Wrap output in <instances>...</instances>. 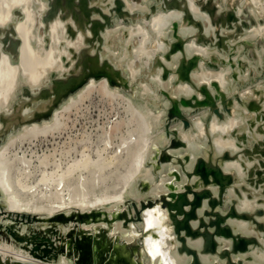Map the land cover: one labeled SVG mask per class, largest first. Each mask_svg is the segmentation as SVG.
Here are the masks:
<instances>
[{
  "label": "rangeland",
  "instance_id": "obj_1",
  "mask_svg": "<svg viewBox=\"0 0 264 264\" xmlns=\"http://www.w3.org/2000/svg\"><path fill=\"white\" fill-rule=\"evenodd\" d=\"M25 1L21 0L20 9L22 13L19 14L17 10L18 8L13 7V0H0V24L3 23V26L1 25L2 27H7L12 23L15 24L17 22V24H20L21 22L23 23L25 21L24 19L26 16L24 13L26 12V9H29L31 6L34 8L32 3L33 0ZM110 1L93 0V4L97 2L94 5L97 6V9H100V12L103 13L102 8L108 7L109 9L108 20H106L105 26L102 28V33H100L98 36L91 33L90 31L88 34V28L86 26L87 20L86 18L83 19L82 16H79V14L76 13L77 11L75 6L69 7V9L64 5H61L62 8L71 11V14L77 19L70 17L71 20L69 21V15H62L59 17H56L55 15L56 18L52 21V23H54L53 32L55 36L57 33L59 34L58 31L61 32L60 27L56 26L58 23H55V21L57 20L59 21L61 19L60 21H62L63 19L61 22L62 26L69 24V22L72 25L74 23L75 28H73L72 31H69V33L71 32V34H69V39L71 40L70 42L74 43L71 44L69 42L68 47L66 45V54L62 55V60L59 61L60 64L58 61H56V58H54V56H56L57 50H54L52 53H50V57L55 60V63L52 65L50 72L48 73L49 78H52L53 76L57 75L58 72L70 66L77 53H79V45L81 48L83 47L82 49L79 47L81 49L80 51L83 50L85 52H91L94 49L96 51L99 50V53H103V55L106 53V51H108L105 54L107 57L105 55L104 57L107 60L110 58L108 60L109 62L115 60L112 62L113 64L111 62L110 63L115 65L116 70L113 82L106 81V84H104L103 81L106 79H104L105 76L102 74L98 77L94 76V81L85 89L83 88L87 84L85 82L76 87L67 95L66 98L61 101L60 104L62 105L64 103V107L60 105L58 109V114H60V116H55L56 118H54L56 120L52 118L53 121L50 119L52 123H49L51 121L48 120L49 122L47 121L40 125L42 123L41 122L38 126H41L42 128H38L37 125L36 128L33 125L31 126V122H29L24 117V115H22V100L25 98L23 91L27 87L26 82L28 80L26 78L28 76L26 72L27 64H25L23 59L19 57V53L15 57L9 55L6 65H11V68L14 70V72L7 82L4 84L0 83V129L4 127L6 130V133L0 136V160H2L0 161V179H4V181L6 180L5 182L8 181L9 185L12 186L11 188L13 190H17H14V192H16L19 199H22V202L25 201L29 205H32L31 207H34L33 209H36L37 204H40L38 207L39 211L44 210L43 208L48 209L52 206H59V203L78 192H86L91 198L94 196L97 197L98 195L99 197H103L104 195L103 200L107 202L105 203L102 201L100 204L102 206H98V209H101L100 213L110 216L115 213V210L118 209L120 215L122 216L121 221L119 222L123 223L122 225L129 228L128 230L130 231L133 230L134 232V229L137 230H135V233L129 232L131 236L134 235V248L136 247L140 257V261L138 260L135 264H169V262L170 264H172V262L173 264H177V260L174 259L176 258L175 253L171 249L165 245L160 246V249H157L158 247L153 243V239L150 241L147 232L148 229L150 230L152 227L150 222V218L152 217L149 214H143L142 216V210H140L138 204H140L141 201L147 203L149 200L153 201L160 198L162 194L161 192H163L165 187V181L172 179V172L168 169V166L170 167L174 163L172 161L174 155L170 153V155L167 157L166 153L170 151L166 150L171 147L172 142L176 137L182 138L181 133L183 132L182 135H184V133L187 134L188 139L186 140L191 142L190 144H192V146L197 144V148L200 147L208 149L211 151L212 155L215 153L217 156L216 152H220L221 149L222 152L227 150L225 152L228 153L229 151L234 150V153H231L232 151L230 152L232 157H228L227 155L224 156L225 158L223 157L225 162L234 159L235 165L232 164L226 166V168L230 171L229 173L232 171L233 173H228L225 177V180L223 181L221 194L215 204L217 208L216 214L212 219L211 233L215 234L217 231H219L218 233L224 236L220 235L216 238L213 237L212 240L215 243L226 241L228 244H230L223 249H227L229 252H231L230 254L237 261L235 264H264V229L260 230L256 228L255 225H253L258 221V213H263L264 211V186L261 185L264 184V160H261L262 157L264 159V0H203L206 1L211 8L207 12L203 11L207 14L211 25H208V29H206L207 32L209 30V33L205 31L207 33L205 34L207 35V40L204 42L201 40L196 41L197 48L200 51L203 48L205 51H201V55V52L196 50L199 53L197 52L198 63L197 67L195 68V72L197 71L196 73L199 75L202 72L200 76V78H202L198 79L202 81L204 78L203 81H205L207 90L212 93V95L214 94L213 97L216 101L213 104L214 106L202 104L192 109H184L183 107L181 108L180 113L183 115V117H185L188 121L191 118L192 120L194 119L192 125L193 127H182L180 122L182 118L178 117L177 115L168 116V112L175 101L179 102V104L181 103L180 99L182 97L187 98L186 96L190 95L187 99L194 98V92H197L199 89V80L197 81V84L196 81H192L194 94H190V91L185 89L182 90L181 88V90L179 89L178 92H182V94L178 93L177 95L175 94V91H171L172 97L164 94V89L166 87H161L163 82L159 81H164L165 79L162 69L167 67V62V65L169 64L170 58L172 56V53L169 50L171 47V37H175V35L171 36L170 33L167 34L169 28L171 32L174 30L171 25L175 23V20H173L172 15L165 13L168 9H164V0H122V3L118 8L111 10L110 6H108ZM160 1H162V3ZM199 1L201 2L202 0H195V2L192 0V6H197L198 4L196 3ZM185 2L189 3L191 1L185 0ZM35 11L36 8L33 9V17H35V14L37 15V12L35 13ZM162 12L165 13V16H162ZM91 13H96V11L92 8ZM165 17L167 19H165ZM36 18L37 16L30 19V21L26 20L27 22L25 21V23L28 33L30 34L29 37L35 41L33 42L29 38L30 46L34 51L33 60L38 62V66H40L44 64L42 62H45L49 54L48 51H50L51 44H45V41V45L41 43L40 36L38 33L36 34ZM163 20H166V22L169 21L167 22V25ZM65 21H67V23H65ZM161 21H163L162 24H160ZM247 21H249V23ZM162 25L169 27H166L167 29H165L162 27ZM161 27L163 28L162 30ZM31 28L33 31L30 30ZM114 28H116V30ZM106 29H112L114 31L111 30L112 33H109ZM65 30L66 27L64 26V31ZM104 31H107V33H104ZM162 31H164V33H166L168 36L167 38L170 39L167 40L166 38L165 40L164 35L162 34L163 36H161ZM250 31H253L252 36H249L252 33H250ZM192 34L191 36L190 34H184L182 39L187 43L192 42L194 40L193 38L195 37L194 32H192ZM77 35H79L81 39ZM107 35H110V38H108ZM115 35L116 39L119 37V41L118 39H114ZM117 35H121V38ZM1 37L2 34L0 32V42ZM160 38L162 40V45ZM216 40L222 41L224 45H219ZM111 41H114L115 45ZM76 42L80 44L77 45L78 43ZM163 42L165 43L164 46ZM103 43H106V45H103ZM37 44L40 48L37 47ZM70 44L72 47H70ZM241 44L243 46H241ZM34 45H36V48ZM106 46H108L109 49ZM198 46H200L201 49ZM166 47L168 49H166ZM75 49H78L77 52ZM177 49H180L179 45ZM222 56H224L225 59ZM161 58L167 62L163 63ZM227 58L228 61L226 60ZM56 64L59 67H56ZM61 64L63 68L60 66ZM53 66L56 67L54 70ZM160 67L163 68L160 69ZM60 68L62 69L60 70ZM228 68H230V71ZM234 68L236 69L234 70ZM55 69L59 70L57 71ZM121 69L123 70V73L121 72ZM237 69H239V72ZM160 70L162 74L159 73ZM127 72L128 75H125ZM206 73L207 76L205 75V77L204 74ZM158 74L160 75L158 76ZM210 75L213 76L211 77L213 78L212 80L210 77H208ZM157 78H159V80ZM208 81H210V84L206 83ZM175 83L176 81L174 78L169 80L170 86H174ZM108 85L112 89L107 87ZM81 88L84 90L83 93H81V91L79 94H76L79 90H82ZM211 88L214 89L215 93ZM107 91L109 92L107 93ZM183 93H185L186 96L183 95ZM113 94L116 95L114 96ZM73 95L74 100L72 98ZM75 97L77 98L76 101ZM67 100L69 101V104L66 105L65 102H67ZM166 100H168V104L166 103ZM4 107L7 109H2ZM215 107L218 108L214 110ZM4 112L6 114H4ZM196 119H200L201 122L199 120V122H197ZM194 122H196V124ZM47 123L48 125H46ZM213 124L215 126H213ZM23 128L24 130H21ZM202 129H205L206 132L203 133L204 130L202 131ZM20 130L23 131L22 134L19 132ZM239 132L242 134H239ZM215 133L219 135V140L221 139L220 141H223L222 143H225L226 145L224 144V146H222V144L220 147H218L215 144V140L218 139L215 138L216 136L218 137V135ZM235 133L238 134L235 135ZM10 134H12V136ZM201 134H203L205 139H203ZM9 136L12 137V141ZM183 137L186 138L185 135ZM190 137L192 138V141ZM211 138H213L214 142ZM234 138L235 140L233 141ZM6 141L7 143H5ZM200 141L204 143H201ZM241 143H243L242 145H244V147L241 145ZM6 144L8 146H5ZM204 144L207 146L205 147ZM227 144H229V146H227ZM3 145L4 149H1ZM181 145L182 144L179 141L177 143V146H179L178 148H180ZM230 148L231 150H229ZM239 148L240 150L238 151ZM3 150H5V152ZM215 150L217 151L215 152ZM247 159L251 162H248ZM255 160H257L259 163ZM236 162L240 163L237 164ZM247 162L250 163V165H252L251 163L254 164L252 166H247ZM239 166L240 168H238ZM163 167L167 168L164 169ZM260 168H262V171ZM160 170H162L161 173L164 171L163 177H161L162 174L159 172ZM165 170H169L171 173H169V171L165 172ZM132 172L136 173L133 175ZM242 173L243 175L245 174V176H243ZM20 174H22L21 179L23 180H20ZM146 174L148 176H146ZM249 175H251V178H253L250 183H248L249 177H247ZM255 175H257V177ZM17 178L20 180L19 184V180H17ZM242 178L243 181L241 180ZM146 180L149 181V184L147 183L148 181L145 182ZM240 180L242 181V186L240 184ZM244 183H248L251 189L253 188L255 190L256 188L257 190L255 191H258V189H261L262 191L260 190L259 193L257 192V196V193L255 194L253 189H244L247 191L246 193H248L244 194V198L241 196V194H237V188L239 186L243 188L246 186ZM160 184H163L164 187ZM140 186L141 188H139ZM122 187L124 189H122ZM155 187L160 190V194L157 193L158 190L157 188L155 189ZM261 187H263V189ZM118 190L122 191L120 195L118 194V192H120ZM113 192L114 194L112 195ZM154 193L157 195H154ZM116 194H118V196ZM152 194L155 197L152 196ZM254 194L255 196H253ZM234 195H236V197H234ZM31 197L34 198L30 200ZM254 197L256 199H253ZM27 199H29V201ZM245 199H249V202L247 201L246 203H249L250 206L244 202ZM254 200L255 203L253 204L252 201ZM34 201L35 204H33ZM259 203H262V205L260 204L261 207ZM239 204L242 205L243 209L236 207ZM256 204L259 206H255ZM113 206H115V208H113ZM135 206L136 208L134 209ZM231 211L237 213L235 218L238 221H240V219L245 220L247 229H249V223L253 226L250 228L252 229L250 230V233H256L255 235L253 234V239L246 241L245 246L241 248H234L235 243L240 242V237H233L230 239V236L226 235L227 232L225 231V225H227V229L231 230V228L234 229L233 225L237 223L234 222L233 216L230 215ZM36 214L34 213V215ZM139 214L140 218H138ZM123 215H126V217L123 218ZM145 216L147 217L145 218ZM146 221H148V223ZM140 222L143 229H141L142 227L139 225ZM1 223L3 222L0 221V225ZM143 223L147 225V228L144 227ZM119 226H121V224ZM153 226L154 227H152V229L155 228V225ZM156 227L159 229L162 228L161 225ZM145 230L147 231L145 232ZM143 231L145 232L144 234ZM221 231H223V233H221ZM71 232H73V230H71ZM138 233L140 236H138ZM135 234L137 235V238L135 237ZM157 234L159 236L158 238L155 237L156 239L160 240L162 235L161 239H164L163 241H167L166 232L163 231V228L161 229V233L158 232ZM122 235L123 234L121 233L120 237L122 239L119 238V241H123L125 239ZM183 236L187 237L188 235L184 233ZM258 236L259 238L257 239ZM143 238L146 239L144 244L142 240ZM231 241H233V245H231ZM149 244L152 246L155 245V248H152ZM179 244L181 243L179 242ZM144 245L147 246L146 248L148 250L152 248L149 250L152 252L149 253L151 255L150 257L146 254V252L148 253L149 251L144 247ZM30 246L31 245L27 244V242H22L12 236V234L9 232V229L0 226V264H26V262H19V259L23 258V260L28 261L32 258H30V254L33 255L34 253ZM222 247L223 246L220 245L219 248L215 247L212 252L205 253L207 258L206 264H234L229 258L217 254V252L222 249ZM157 251H160V253L156 255L154 252ZM166 252H168L169 255L165 256ZM161 253L163 257L160 255ZM49 254L51 255L50 258H38L34 255L33 256L43 260L44 263L47 262L46 264H62L59 261V256L61 253L59 254L56 251H53ZM134 255L136 256V253H134ZM152 255L155 258H152ZM155 255L159 256L156 257ZM145 256L146 258H144ZM160 257L163 259L166 258L167 260L165 259L163 261V259H160ZM208 257L210 261L208 260ZM50 259H54V261H50V263H48ZM95 263L98 264L97 262H93L91 260V262H86L84 264Z\"/></svg>",
  "mask_w": 264,
  "mask_h": 264
},
{
  "label": "bare ground",
  "instance_id": "obj_2",
  "mask_svg": "<svg viewBox=\"0 0 264 264\" xmlns=\"http://www.w3.org/2000/svg\"><path fill=\"white\" fill-rule=\"evenodd\" d=\"M23 1H25V0H23ZM107 1H110V0H107ZM189 1H191V2L186 3L185 0H164V3H163L164 9H168L165 13L172 15L173 20H175V23L173 25H171L174 28V30L171 32V30L169 28V30L167 31V34L170 33L171 36L175 35V37L174 38L171 37V42H170L171 47L169 48V50L172 53V56L170 58L168 65H167L168 62L164 61V59H162L163 57L161 56L163 63L167 62L166 63L167 67L162 69L163 70L162 72L164 74L165 79H164V81L159 80V78H157V79L160 82L161 81L163 82L164 86L161 85V87H163V88L166 87L164 89V94L169 96V97L170 96L172 97L171 91H175V94L178 95V93H180V92H178V90L179 89L181 90V88H182V90L185 89L187 91H190V94L193 93L192 81H196V84H197V81L199 80V87H198L199 89L197 92H194L195 94L193 93L194 94L193 99H187V98H189L190 95L186 96L185 93H183V95H185L187 98L182 97L180 99L181 100L180 104H179V102L175 101L173 103L172 107L169 109V112H168L169 115L168 116H172L174 114L176 115L181 110L182 107L184 109H192V108H194L198 105H202V104H207L208 106H211V105L214 106L213 104L216 101L215 98L213 97L214 94L212 95V93H210L207 90V88L205 86V81H203L204 78L202 79V81L200 80L202 78V77L200 78L202 72L200 75L196 73L197 71L195 72V68L197 67V63H198V55H197L198 51H196V50H199L196 46V41L201 40L204 42L207 40V38H206L207 35H205V34L209 33V30L207 32L206 29H208L207 27H208V25H211V23H210V20H209L207 14L204 12L205 11L207 12L211 8L209 7L208 3L206 2L207 0L206 1L202 0L201 2L200 1L197 2L196 3V4H198L197 6H195V5L192 6L193 5L192 0H189ZM193 1L195 2V0H193ZM215 1H217V0H215ZM160 2L162 3V1H160ZM12 3H13V7L18 8L17 9L18 13L21 14L22 13V11L20 9L21 8V0H13ZM32 3H33L34 8H36L35 13L37 12V15L35 14V17L37 16V18H36L37 23L35 22V25L37 26V30H36L37 32L36 31L35 32H36V34L38 33V35L40 36V40H41L42 44H44V41H45V44H47V43L51 44V46L49 45L51 47L50 51H48L49 54H48L45 62H42V63H44L43 65L38 66V62L33 60L34 51L30 46V42H29V38H30L29 35L30 34L28 33V30L26 28V23H25L26 20L30 21V19L35 18V17H33L34 14L32 15L34 8L31 6L29 9L28 8L26 9V12H25L26 14L24 13L26 18L24 19L25 21L23 23L22 22L20 24H17L18 22L15 24L12 23L10 26L8 25L7 27H2L3 23L0 24V32L2 34L1 42H0V52H1V54H0V70H1L0 83L4 84L5 82H7L11 78V76L13 75V72H14V70L11 68V65H8V64L6 65V61L9 59V55L14 56V55H17L19 53L20 54L19 57H21L23 59L24 63L27 64L26 72L28 74V76L26 77L28 79L26 82L27 87L23 91V95L25 98L22 100V113H23L22 115H24V117L29 122H31L30 123L31 126L33 125L36 127V125H37V127L40 128L41 126L40 127L38 126L39 123L42 122L40 124V125H42L43 123L54 118L55 116L56 117H57V115L60 116V114H58V109L61 105L60 104L61 100L66 98L67 95L70 92H72L76 87H78L81 83H83V82L87 83L83 87L85 89L86 87H88V85H90L94 81V79H93L94 76L98 77V76H101L102 74H104V76H105L104 79H106L103 81L104 84H106V81L107 82L108 81L113 82V80L115 78L116 70H115V65H112L113 64L112 62H114L115 60L110 61L112 63L111 64L108 61L110 58L107 60L104 57V55L108 51H106V53L104 55H103V53L100 54L99 50L96 51L93 48H92L93 50L91 52H85L83 50L80 51L83 47L81 48L79 45L80 43L76 42V43H78L77 45H79V47L81 49L77 46L79 49V50L77 49L79 51V53H77L76 57L71 62L70 66L68 68H65L64 70H61L63 68V66L61 64L60 65V66H62V68H60L61 71L58 72L57 75L53 76L52 78H49L48 73L50 72L52 65L55 63L54 62L55 60H53V58L50 57V53H52V51H54V50H57L56 56H54V58H56V61H58V63L60 64L59 61L62 60L61 59L62 55L66 54V45L68 47L69 42L71 41L69 39V34H71V32L69 33V31H72V29L75 28L74 23H73V25H74V27H73V25L69 22V24L64 25L66 27V30L64 31V26H62V23H61L63 21V19H62V21H60L61 19L59 21L57 20V21H55V23H58V24L57 25L55 24V25L60 27L61 32L58 31L59 34L56 32L57 35L55 36V34L53 32V30H54L53 24L54 23H52V21L56 17L62 16V15L63 16L69 15V19H68L69 21L71 20V18H76L75 16H73L71 14V11H69L68 9L62 8L61 5H64L65 7H68V8L75 6L76 11H77L76 13H78L79 16H82L83 19L86 18V20H87L86 26L88 28L87 29L88 34L90 31L91 33L96 34L97 36L100 33H102V28L105 26L106 20H108L109 9H108V7L102 8L103 13L100 12V9H97L96 8L97 6L94 5L97 2L93 4V0L92 1H90V0H33ZM121 3H122V0H111L110 4L108 6H110V10H111V9L118 8L121 5ZM213 3H215V2H213ZM25 4H26V1H25ZM105 5H106V3H105ZM23 7H24V5H23ZM92 8L96 11V13H93V14L91 13ZM124 11H125V9H124ZM162 13H163L162 16H165L164 15L165 13L164 12H162ZM55 15H56V17H55ZM166 17H165V19H167ZM169 18H170V16H169ZM169 18H168V20H169ZM163 19H164V17H163ZM171 19H172V17H171ZM163 21H164V23L166 22V20H163ZM163 21H161L160 24H162ZM240 21H239V23H240ZM159 22H160V20H159ZM167 22H169V21H167ZM167 22H166V25H167ZM247 22L249 23V21H247ZM0 23H1V21H0ZM65 23H67V21H65ZM29 25H30V23H29ZM166 25H162V27L167 29L166 27H169V26H166ZM162 27H161V30L163 29ZM114 29L116 30V28H114ZM30 30H32V28ZM111 30L112 29H109L107 31L110 33ZM107 31L106 32L104 31V33H107ZM112 31H114V30H112ZM117 31H119V30H117ZM226 31H228V30H226ZM231 31H233V30H231ZM192 32H194V35H195V37L193 38L194 40L192 42H189V43L185 42L182 39L183 38L182 36L184 34H187V35L190 34V36H191ZM250 33H251V35H249V36H252L253 31H250ZM31 34H34V33H31ZM162 34L164 35V38L166 40V38L168 36L166 35V33H164V31H162L161 36H163ZM222 35H223V32H222ZM77 36L79 37V35H77ZM109 36L110 35H107L108 38H110ZM117 36H120V38H121V35H117ZM221 37H223V36H221ZM34 38H35V36H34ZM161 38H160V40H161ZM114 39H116V35H115ZM117 39L119 41V37ZM168 39H170V38H167V40ZM34 40H36V39H34ZM83 40H84V38H83ZM106 40H108V39H106ZM220 40H216L217 43L221 46L224 45L223 42ZM78 41H79V39H78ZM33 42H35V41H33ZM111 42L114 43V41H111ZM160 42L162 45V40ZM70 43L72 44L74 42H70ZM71 44H70V47H72ZM117 44H118V42H117ZM164 44L165 43L163 42V46H164ZM73 45H75V44H73ZM103 45H106V43L105 44L103 43ZM103 45H101V46H103ZM114 45H115V43H114ZM178 45L180 46L179 50L177 49ZM35 46L36 45H34V47ZM241 46H243V45L241 44ZM37 47H38V44H37ZM106 47L108 48V46H106ZM198 47L201 49L200 46H198ZM38 48H40V47H38ZM87 48H88V46H87ZM166 49H168V48L166 47ZM77 50H76V52H77ZM104 50H106V49H104ZM4 51H5V53H4ZM163 51H164V49H163ZM201 51L204 52L205 50H203V48H202ZM202 52H201V55H202ZM53 54H54V52H53ZM70 55H72V54H70ZM107 55H109V54H107ZM67 56H68V53H67ZM222 57L224 58V56H222ZM21 58H19V59H21ZM111 58H112V56H111ZM226 60L228 61V58ZM57 66L58 65L56 64V67ZM116 66H117V64H116ZM56 67L53 66V70ZM161 68H163V67H160V69ZM228 69L230 71V68H228ZM235 69L236 68H234V70ZM55 70H57V69H55ZM201 70H202V68H201ZM237 70L239 72V69H237ZM121 72L123 73V70ZM159 73L162 74L161 70ZM203 73H205V72H203ZM160 74H158V76ZM125 75H128V72ZM205 75L207 76V73L204 74V76ZM122 76H123V74H122ZM208 77L211 78L213 76L210 75ZM171 78H174L176 81L174 86L169 85V80ZM198 78H200V79H198ZM210 78H209V80H210ZM206 79H208V78H206ZM212 79L213 78H211V80ZM209 82L210 81H208L206 83H209ZM157 83L160 84L159 82H157ZM93 85H95V84H93ZM107 87H109V85ZM109 88L112 89L111 87H109ZM4 90H6V89H4ZM212 90L214 91V89H212ZM83 91H84L83 89L79 90L76 94H79L80 92L83 93ZM187 91H186V93H187ZM108 92L109 91H107V93ZM116 93H117V91H116ZM214 93H215V91H214ZM180 94H182V92ZM76 97H78V96H76ZM76 97H75V101L77 99ZM72 98L74 100V95ZM3 99H4V97H3ZM68 100H69V98H68ZM68 100H67V102H65L66 105L69 104L68 102L70 100L69 101ZM167 101L168 100H166V103H167ZM0 103H1V101H0ZM63 104L61 106L64 107ZM216 108H218V107H215L214 110H216ZM2 109H7V108L4 107ZM66 109H67V107H66ZM62 110H64V109H62ZM0 111H1V109H0ZM5 112H4V114H6ZM217 113H219V112H217ZM23 120H25V119H23ZM183 120H184V118H182L180 120L182 127H183ZM198 120L200 121V119H198ZM198 120H197V122H199ZM52 121H53V119H52ZM52 121L51 122L48 121V122L52 123ZM193 121H194V119L192 120V118L189 120V127H191L193 125ZM25 122H27V121H25ZM53 123H55V122H53ZM194 123L196 124V122H194ZM232 123H234V122H232ZM240 123H241V121H240ZM46 125H48V123ZM26 126L28 127L27 124H26ZM213 126H215V125L213 124ZM256 127H257V125H256ZM232 129H233V127H232ZM21 130H24V128ZM21 130L19 132H21V134H22L23 131H21ZM200 130H201V128H200ZM210 130H211V128H210ZM202 131H203V133L206 132L205 129H202ZM4 133H6V130L4 127H2V129H0V136L3 135ZM242 133H243V131H242ZM242 133L239 132V134H242ZM182 134H183V132L181 133L182 138L176 137L175 140H173L171 147L166 150V151H168V150L170 151V152L166 153L167 157H168V155H170V153L174 155V156L172 155L173 156L172 161L174 163L170 167L168 166V169L172 172V177L171 176H169V177H171L172 179H168L170 181L166 180L167 182L164 180L165 181V187L162 184L164 187V190H163V192H161L162 194H161L160 198H158V201H157L155 207L154 208H145V210L142 211V216H143V214H147V215L149 214L152 217V218H150V222L152 224V227H154L153 225H155L154 229H152V227L150 230L148 229L147 234L150 238V241L153 239L152 241L158 247L157 249H160V246H163V245H165L166 247L171 249L175 253L176 258H174V259L177 260L176 261L177 264H206L207 258H206L205 253L212 252L215 247L219 248L220 245L223 247H222V249H220L217 252V254H219L220 256H224L226 258H229L232 261V263L235 264V262L237 263V261L230 254L231 252H229L227 249H223L224 247H227L230 244H228L226 241H222L221 243H217V242L215 243L212 240L213 237L216 238L222 234H219L218 233L219 231H217L215 234L211 233L212 219L214 218V216L216 214V209H217L215 204H216L217 199L219 198V196L221 194V189H222L221 187L223 185V181L225 180L226 175L230 172L229 169L226 168V166L232 165L235 163L234 159H232L228 162L227 161L225 162L223 160V157L226 155L228 157H232L231 153H234V150L232 151L230 148L229 150H231L232 152L229 151V153L225 152V151H227L225 149H224L225 150L224 152H222V149L220 152L215 150V152L217 151L216 152L217 156L215 155V153H214V155H215L214 156L211 154V151H209L208 149L200 148V147L197 148V146H198L197 144L192 146V144H190L191 142H188L186 140V139H188L187 134L184 133L185 137L187 136L186 138H184L183 137L184 135H182ZM199 134H200V131H199ZM215 134H217V133H215ZM236 134H238V133H235V135ZM10 135L12 136V134H10ZM201 135L203 136V134H201ZM11 136H9V137L12 141ZM17 136H19V135H17ZM220 136H221V133H220ZM183 138L187 141V143ZM215 138H218L215 140L216 141L215 144L218 147H220L223 144L222 143L223 141L221 142L220 141L221 139L219 140V135H218V137L216 136ZM190 139L192 141L191 137H190ZM203 139H205L204 136H203ZM211 139L213 140V138H211ZM206 140H207V137H206ZM234 140H235V138L233 139V141ZM179 141L182 144L180 148H178L179 146H177V143ZM204 142H201V143H204ZM213 142H214V140H213ZM227 142H228V140H227ZM5 143H7V141ZM238 143H240V142H238ZM224 144L222 146H224ZM242 144L243 143H241V145ZM5 146H8V145L6 144ZM204 146H205V144H204ZM227 146H229V144H227ZM230 146H232V145H230ZM242 146L244 147V145H242ZM252 146H253V144H252ZM250 148H252V147H250ZM1 149H4V145ZM5 150H3V151L5 152ZM239 150H240V148L238 149V151ZM241 155H242V153H241ZM239 156H240V154H239ZM245 159H246V157H245ZM157 160H158V158H157ZM257 160H255V161H257ZM261 160L262 161L264 160L263 157L261 158ZM0 161H2V160H0ZM4 161H5V159H4ZM247 161H248V159H247ZM112 162H115V161H112ZM152 162H155V161H152ZM248 162H251V161H248ZM238 163H240V162H238ZM247 163H246V165H247ZM251 164L253 165L254 163H251ZM166 165H167V163H166ZM252 165H250V163H248L247 166H252ZM163 168L166 169L167 167H163ZM238 168H240V166ZM236 169H237V167H236ZM249 169H250V167H249ZM260 169L262 171V168H260ZM149 170H150V168H149ZM162 170H160L159 172L161 173ZM231 170H232V167H231ZM254 170H256V169H254ZM166 171L167 170H165V172ZM170 171H169V173H171ZM163 172L161 173L162 174L161 177H163V175H164ZM135 173H133V175ZM231 173H233V171ZM231 173H229V174H231ZM242 175H243V173H242ZM251 175H252V173H251ZM251 175L247 176V177H249L248 183H250L253 180V178H251ZM20 176H19L20 180H23V179H21L22 174H20ZM146 176H148V175L146 174ZM234 176H232V177H234ZM243 176H245V174ZM255 176L257 177V175H255ZM166 177H168V176H166ZM19 178H17V180H19ZM236 178H237V176H236ZM160 179H162V178H160ZM20 180L18 181V184H19ZM148 180H146L145 182H147ZM241 180L243 181V178ZM5 181H4V179H0V195H1L0 196V221L3 222L1 224L4 226H6L7 224H10V225L13 224L15 233L20 234V235H25V238L27 240H29V242H31L29 244V245H31L30 247H32L33 244L34 245L42 244V247L46 248V250H47L48 245L44 244L43 242L47 241V240H53L54 246L49 251H56L59 254L61 253L59 256V261L62 264H70V263L71 264H84L86 262L87 263L91 262V260L93 262H97V263L101 262L102 264H104V263L114 264V262H117L118 264H135L139 260V258H140L139 252H137L136 247L134 248V237H133L134 235L132 234L133 236H131V234L129 233V232L135 233L136 229H134V232H133V230L130 231V230H128L129 228L122 225L123 223L119 222V221H121L122 216L119 215L120 212L118 211V209L115 210V213L110 215V216L100 213L101 209H98V208L102 206V205H100L102 203V201L105 202L103 200L104 195H103V197H99V195L96 193L98 196L97 197L94 196L93 198H91L87 195L86 192H78L73 196H69V197L67 196L68 198L65 199L64 201H62L61 203H59L60 204L59 206H52L48 209L43 208L44 210L41 209L42 211H39L38 207L40 206V204H37L38 202L36 203L37 208L33 209L34 207L32 208L31 207L32 205H29L25 201L22 202L21 201L22 199L20 200L19 197L17 196L16 192H14L15 189L13 190L11 188L12 186L9 185L8 181L7 182H5ZM242 181L240 183L241 186H242ZM94 182H96V181H94ZM151 182H153V181H151ZM159 182H160V180H159ZM245 182H247V181H245ZM147 183L149 184V181ZM248 183H246V184L244 183L246 185V186H244V188L239 186L237 188V194H241V196H243L245 198L244 194H248V193H246L247 191H245L244 189H248V188H249V190L253 189V188L251 189L249 187L250 185ZM254 183H255V181H254ZM261 185L264 186V184H261ZM51 186H52V184H51ZM118 187H119V185H118ZM254 187H255V185H254ZM139 188H141V186ZM156 188L157 187H155V189ZM158 188H159V185H158ZM158 188H157V190H158ZM261 188L263 189V187H261ZM122 189H124V188L122 187ZM255 190H257V189L255 188ZM255 190L253 189V191H255ZM260 190L261 189H258V191H255V194L257 192L259 193ZM15 191H17V190H15ZM118 191H120V190H118ZM159 191L160 190H158L157 193H159ZM253 191H251V192L254 193ZM48 192H49V190H48ZM121 193H122V191L118 192L119 195ZM258 193H257V196H258ZM113 194H114V192L112 193V195ZM118 194H116V195L118 196ZM255 194L253 196H255ZM154 195H157V194L154 193ZM154 195L152 194V196H154ZM249 195H250V193H249ZM100 196H102V195H100ZM105 197H106V195H105ZM234 197H236V195H234ZM32 198H34V197H31L30 200ZM261 198H257V199H261ZM23 199H25V198H23ZM41 199H42V195H41ZM246 199H247V197H246ZM253 199H256V198L254 197ZM27 200L29 201V199H27ZM167 200H168L170 209L167 207L166 204L162 205V201H167ZM245 200H244L245 203L247 201L249 202V199L246 201ZM239 201H240V199H239ZM252 202L254 204L255 200ZM262 203H259V205L260 204L262 205ZM33 204H35V201ZM54 204H55V202H54ZM116 204H118V203H116ZM47 205H49V204H47ZM247 205L250 206L249 203ZM257 205L258 204H256L255 206H257ZM261 205H260V207H261ZM1 206L3 207V209H1ZM33 206H35V205H33ZM138 206H139L140 210H142L140 207V204H138ZM44 207H45V205H44ZM236 207H238L239 209H243L242 205H240V204ZM113 208H115V206H113ZM117 208H119V207H117ZM244 209H245V207H244ZM2 210L25 213V214H30V215L31 214L34 215V213L35 214L37 213L36 217H38V219L37 220L31 219L29 221H26L25 217L21 216V217L17 218V217H15L14 213L11 214V217H8L7 215H4L5 213H2ZM98 211H99V213H98ZM79 213H88L86 215L88 219L83 220L82 223H80V222L76 223V222L69 219V216L71 214H74V216H76ZM236 214L237 213H235L233 211H231V214H230L233 216L234 222H237L235 225H233L234 229H232V228H231V230L227 229V225H225V231L227 232L226 235L230 236V239L233 237H240V242L235 243L234 248H237V246L241 245L242 242H243V244L241 247H244L246 244L245 242L253 239V234H254V233L253 234L250 233V230H252V229H250L252 225L249 223L250 226L248 225L249 229H247V225H245V220L240 219V221H238L235 218ZM258 215H259V217L257 218L258 221L256 222V224H253V225H255L256 228L263 230L264 229V211H263V213L262 212L258 213ZM123 216H124L123 218L126 217V215H123ZM146 217L147 216H145V218ZM236 217H238V216H236ZM22 220H25V221H22ZM114 221H115V223H114ZM146 222L148 223V221H146ZM144 223H143L144 227L147 228V225H145ZM120 224H121V226H119ZM131 224H130V227H131ZM158 224L161 225V227L163 228V231L166 232L167 241H163L164 239H161L162 235L160 237V240H157L155 238V232L161 233V229H162L161 227H160L161 229L156 227V226H159ZM133 225H135V224H133ZM139 225L142 227L141 222L139 223ZM70 228L73 229V233L70 232V230H71ZM148 228H150V227H148ZM141 229H143V227ZM54 231L56 232V234L54 233ZM146 231L147 230H145V232ZM179 232H181V233H179ZM254 232H256V231H254ZM121 233L123 234L122 236L125 238L123 241H119V238H121L120 237ZM184 233L187 234L188 236L187 237L183 236ZM221 233H223V231H221ZM136 234H135V237L137 236ZM260 234H262V233H260ZM138 236H140V234ZM222 236H224V235H222ZM258 238H259V236L257 237V239ZM76 239H78L77 242H76ZM145 241H146V239H144V242ZM263 241H264V239H263ZM179 242L181 244H179ZM150 243H152V242H150ZM149 245L152 248H155V245H153L154 247L151 244H149ZM231 245H233V241H231ZM75 247H77L76 250H75ZM144 247L146 248L147 246L144 245ZM141 249H142V247H141ZM151 249H149V250H151ZM153 251H155V250H153ZM157 252H154V253H156V255L160 253V251L158 253ZM161 252H163V251H161ZM134 253H136V256L134 255ZM148 253H152V252L149 251ZM166 253H165V256L169 255L168 252H166ZM146 254H147V252H146ZM160 255L162 256V253ZM158 256H156V257H158ZM162 257H160V259H163ZM30 258L31 259L28 261L23 260V258H21V259H19V262H21V263L26 262V264H46L47 263L46 261H45L46 263H44L43 260H40V259L34 257L32 254H30ZM144 258H146V256ZM152 258H155V257H153V255H152ZM141 259H143V258H141ZM157 259H155V260H157ZM165 259H163V261ZM208 260H209V257H208ZM50 261H54V259H50L48 261V263H50ZM142 262H144V261H142ZM161 264H163V263H161ZM169 264H170V262H169ZM172 264H173V262H172Z\"/></svg>",
  "mask_w": 264,
  "mask_h": 264
},
{
  "label": "water",
  "instance_id": "obj_3",
  "mask_svg": "<svg viewBox=\"0 0 264 264\" xmlns=\"http://www.w3.org/2000/svg\"><path fill=\"white\" fill-rule=\"evenodd\" d=\"M13 56V55H12ZM16 55H14V57H15ZM63 100V99H62ZM61 100V101H62ZM175 115V114H174ZM178 117H180V118H184V120H183V127H187V126H189V121L185 118V117H183V115L180 113V111L176 114ZM157 201H158V199H155V200H149L147 203L146 202H143V201H141V209H142V211L145 209V208H154L155 207V205H156V203H157ZM164 204H166L167 205V207L170 209V207H169V203H168V200L167 201H162V205H164ZM134 208H136V207H134ZM1 209H3V207L1 206ZM141 211V212H142ZM139 212V211H138ZM140 212V213H141ZM2 213H5L4 215H7L8 217H11V214L12 213H14L15 214V217H17V218H19V217H25L26 218V221H29V220H37L38 219V217H36V215H33V214H25V213H19V212H11V211H5V210H2ZM98 213H99V211H98ZM88 213H79V214H77L76 216H74V214H71L70 216H69V219L70 220H74V221H76V223H78V222H80V223H82L83 222V220H87L88 218H87V215ZM93 215V214H92ZM120 215V214H119ZM121 216V215H120ZM138 218H140V214L138 215ZM22 221H25V220H22ZM1 227H5V228H7V229H9V232L12 234V236H14L16 239H18V240H20V241H22V242H27L28 244H30L31 242H29V240H27L26 238H25V235H20V234H17V233H15V231H14V227H13V224H7L6 226H4V225H0ZM71 230H73V229H71ZM71 230H70V232H71ZM54 233L56 234V232L54 231ZM71 233H73V232H71ZM145 232L143 231V234H144ZM158 234L155 232V237L156 238H158ZM77 240L78 239H76V242H77ZM143 240V244H144V238L142 239ZM158 240V239H157ZM44 244H46V245H48L47 246V250H46V248H44V247H42V244H40V245H34L33 244V246L31 247V249L33 250V255L34 256H36V257H38V258H50L51 257V255L49 254V253H51V252H53V251H49V250H51L52 249V247L54 246V241L53 240H47V241H44L43 242ZM242 244H243V242H242ZM242 244L241 245H238L237 247H240L241 248V246H242ZM76 248L77 247H75V250H76ZM147 255L150 257L151 255L149 254V253H147ZM98 264H102L101 262L100 263H98ZM114 264H118L117 262H114Z\"/></svg>",
  "mask_w": 264,
  "mask_h": 264
}]
</instances>
